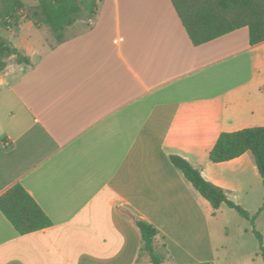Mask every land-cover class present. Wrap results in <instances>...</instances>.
<instances>
[{
	"label": "crops",
	"instance_id": "obj_1",
	"mask_svg": "<svg viewBox=\"0 0 264 264\" xmlns=\"http://www.w3.org/2000/svg\"><path fill=\"white\" fill-rule=\"evenodd\" d=\"M22 1L19 29L0 26L30 59L0 72V196L20 183L53 224L20 234L0 210V264H142L137 219L157 227L165 264H264L250 221L214 209L170 159L260 209L252 152L209 154L222 132L264 126V41L244 26L196 45L171 0H111L105 22L99 0L58 41Z\"/></svg>",
	"mask_w": 264,
	"mask_h": 264
},
{
	"label": "trees",
	"instance_id": "obj_2",
	"mask_svg": "<svg viewBox=\"0 0 264 264\" xmlns=\"http://www.w3.org/2000/svg\"><path fill=\"white\" fill-rule=\"evenodd\" d=\"M171 1L196 45L244 26L249 28L252 45L264 41V0ZM98 4L99 0H37V5L27 10L26 18L32 20L36 26L47 24L56 39L63 41L70 26L79 19H91L95 15ZM24 15L25 4L22 0H0V26L3 29L17 31L25 19ZM11 55L16 56L18 63L30 62L28 56L0 31V72L7 67V58ZM247 151L252 152L264 184V126L222 132L209 156L213 162L218 163L239 157ZM170 159L214 209L226 204L250 221L264 258L263 235L256 226V220L264 209V202L256 213L251 214L230 198L225 188L206 179L189 160L177 154H172ZM0 210L20 234L44 229L53 224L47 213L20 183L0 196ZM136 225L142 238L140 256H148L152 264H165L170 259V252L166 244L157 243V227L143 219H137Z\"/></svg>",
	"mask_w": 264,
	"mask_h": 264
},
{
	"label": "rangeland",
	"instance_id": "obj_3",
	"mask_svg": "<svg viewBox=\"0 0 264 264\" xmlns=\"http://www.w3.org/2000/svg\"><path fill=\"white\" fill-rule=\"evenodd\" d=\"M111 4H112L111 0H101L100 8H102V6L105 5V8L103 9V15H102L101 22L111 20L110 17L112 15V13H111V8H109L111 6ZM121 4H122V6L124 5L123 0H121ZM98 15L92 19L93 22H95L97 20ZM79 20H83L84 22H81L78 25V21H77V23L70 30L69 35L76 33V32L78 33V28L83 29L89 25L90 19H79ZM259 187L264 191V185H263L261 179H259ZM259 225L264 229V217L260 218ZM142 264H152V263L146 259V260H143Z\"/></svg>",
	"mask_w": 264,
	"mask_h": 264
}]
</instances>
